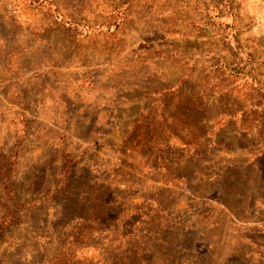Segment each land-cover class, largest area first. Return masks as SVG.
Masks as SVG:
<instances>
[{"label":"rangeland","instance_id":"374dc122","mask_svg":"<svg viewBox=\"0 0 264 264\" xmlns=\"http://www.w3.org/2000/svg\"><path fill=\"white\" fill-rule=\"evenodd\" d=\"M0 264H264V0H0Z\"/></svg>","mask_w":264,"mask_h":264}]
</instances>
